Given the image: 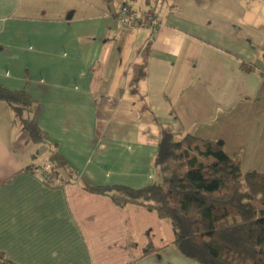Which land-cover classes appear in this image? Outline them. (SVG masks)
I'll return each mask as SVG.
<instances>
[{
  "label": "crops",
  "instance_id": "0c3cea01",
  "mask_svg": "<svg viewBox=\"0 0 264 264\" xmlns=\"http://www.w3.org/2000/svg\"><path fill=\"white\" fill-rule=\"evenodd\" d=\"M123 6L154 11L156 33L122 27ZM0 86L36 102L33 123L77 174L44 184L46 146L0 103V252L13 264H197L154 211L79 185L150 186L162 129L264 173V0H0Z\"/></svg>",
  "mask_w": 264,
  "mask_h": 264
},
{
  "label": "trees",
  "instance_id": "16d2710c",
  "mask_svg": "<svg viewBox=\"0 0 264 264\" xmlns=\"http://www.w3.org/2000/svg\"><path fill=\"white\" fill-rule=\"evenodd\" d=\"M243 70L250 72L247 67ZM0 103L29 142L46 146L45 165L54 181L39 175L41 181L50 187L77 183L76 172L50 149L33 123L37 104L27 92L0 86ZM152 166L157 178L142 189L79 185L120 209L134 205L154 211L170 223L172 244L179 253L197 264H264V173H242L239 164L213 141L167 129L161 131ZM151 252L146 247L143 256ZM0 264L13 263L0 252Z\"/></svg>",
  "mask_w": 264,
  "mask_h": 264
},
{
  "label": "built area",
  "instance_id": "2783aa9c",
  "mask_svg": "<svg viewBox=\"0 0 264 264\" xmlns=\"http://www.w3.org/2000/svg\"><path fill=\"white\" fill-rule=\"evenodd\" d=\"M116 19L118 23L124 28L146 27L148 30H150L152 35L155 34L160 27V18L154 11H148L141 15L138 12L131 10L127 6H123L117 12ZM33 172L38 173L43 178L54 181L48 165L34 168Z\"/></svg>",
  "mask_w": 264,
  "mask_h": 264
}]
</instances>
